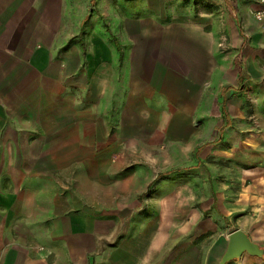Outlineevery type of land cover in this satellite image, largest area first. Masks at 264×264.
Masks as SVG:
<instances>
[{"label": "crops", "instance_id": "crops-1", "mask_svg": "<svg viewBox=\"0 0 264 264\" xmlns=\"http://www.w3.org/2000/svg\"><path fill=\"white\" fill-rule=\"evenodd\" d=\"M144 139L210 175L208 222L126 225ZM207 148L256 208L219 215ZM235 231L258 252L224 264H264V0H0V264H223Z\"/></svg>", "mask_w": 264, "mask_h": 264}, {"label": "rangeland", "instance_id": "rangeland-1", "mask_svg": "<svg viewBox=\"0 0 264 264\" xmlns=\"http://www.w3.org/2000/svg\"><path fill=\"white\" fill-rule=\"evenodd\" d=\"M133 144L135 148H130L132 150L128 152L130 155H123L122 157L123 166L121 171L114 170L116 173L126 175L118 182L117 187L114 189L115 193L136 199L127 201L125 205H122L126 215L123 221L126 222V225L131 222L130 220L136 219L134 215L130 214L132 211L138 213V218L132 222L138 223L140 228H152L155 232L161 230L171 235H175L181 229L193 227V223L197 222L198 224L200 222V224H203L208 222L211 215L214 214L209 207L213 200L212 197L216 194L212 193V189L209 187L208 179H210V175L208 177L205 171L194 169L193 165L196 163L194 156L190 157L188 162H184V158H179L175 153L168 155L164 152L166 149L165 143L159 140H137ZM133 150H136V152L133 153ZM241 158L237 157L234 160L232 157L230 159L226 156L217 158L212 156L208 150L204 159V163L208 167L215 169L212 175L214 177L218 176L219 183L216 180V188L219 189L218 193L222 199L220 216L228 214L233 217L236 215L235 213H237V216H242L251 208H256L251 206L252 204L244 205L242 202L243 200L252 201L255 198L256 192L260 190L258 187L260 175L256 174L254 181L248 185L247 182L243 183L241 180L231 181V178L241 173L232 172V168L228 172L226 168V166L233 163H241ZM252 160L253 157H250V161ZM216 165L219 168H215ZM129 166L136 167L138 170L137 180L129 170ZM161 175L163 177L159 178ZM227 176H229L228 179ZM201 181H206L205 186H202ZM151 182L154 185L145 196ZM110 189L112 188L105 189L107 195L113 193L109 192ZM231 192H234V194H231ZM236 194L237 196H235ZM243 206H246L245 210ZM107 210L111 211L113 209ZM142 211L152 213V218L148 220L145 217L140 218L139 214ZM218 220L223 224L221 218H218Z\"/></svg>", "mask_w": 264, "mask_h": 264}, {"label": "water", "instance_id": "water-1", "mask_svg": "<svg viewBox=\"0 0 264 264\" xmlns=\"http://www.w3.org/2000/svg\"><path fill=\"white\" fill-rule=\"evenodd\" d=\"M246 251L251 254H256L258 252V248L241 231L233 232L230 236L228 250L223 258V264L237 256L242 255Z\"/></svg>", "mask_w": 264, "mask_h": 264}, {"label": "built area", "instance_id": "built-area-1", "mask_svg": "<svg viewBox=\"0 0 264 264\" xmlns=\"http://www.w3.org/2000/svg\"><path fill=\"white\" fill-rule=\"evenodd\" d=\"M256 18H257V20H258L259 22H262V21H263V14H262V13H258V14L256 15Z\"/></svg>", "mask_w": 264, "mask_h": 264}, {"label": "trees", "instance_id": "trees-1", "mask_svg": "<svg viewBox=\"0 0 264 264\" xmlns=\"http://www.w3.org/2000/svg\"><path fill=\"white\" fill-rule=\"evenodd\" d=\"M162 177H163V175L159 176V178H162Z\"/></svg>", "mask_w": 264, "mask_h": 264}]
</instances>
